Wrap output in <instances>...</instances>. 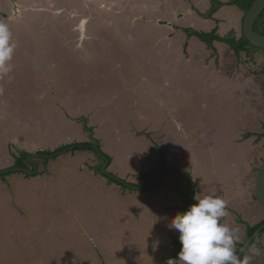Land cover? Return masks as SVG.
<instances>
[{"label": "rangeland", "instance_id": "obj_1", "mask_svg": "<svg viewBox=\"0 0 264 264\" xmlns=\"http://www.w3.org/2000/svg\"><path fill=\"white\" fill-rule=\"evenodd\" d=\"M189 2L0 0V100L8 109L0 170L23 148L35 154L82 139L85 116L112 156L105 171L119 182L158 160L157 146L168 166L188 172L207 228L199 243L228 253L245 234L235 218L253 225L264 217L249 173L264 151L245 137L264 129V75L237 63L227 46L214 43V51L182 32L218 24L220 34L239 31L238 8L204 18L206 1ZM53 157L46 166L35 157L36 172L45 171L31 178L0 176V264H169L173 240L184 241L179 216L163 225L166 201L175 203L176 193L189 200L181 175L137 193L108 185L93 152ZM199 253L177 263L227 264ZM245 254L247 264H264V236Z\"/></svg>", "mask_w": 264, "mask_h": 264}, {"label": "trees", "instance_id": "obj_2", "mask_svg": "<svg viewBox=\"0 0 264 264\" xmlns=\"http://www.w3.org/2000/svg\"><path fill=\"white\" fill-rule=\"evenodd\" d=\"M254 0H209L210 2V6L208 8V10L205 13H199V15L201 17L204 18H212L213 14L220 9V7H222L223 5H227V6H232V7H236L238 8L241 12H242V20H243V16L244 13L247 11V9L251 6L252 2ZM241 20V21H242ZM253 30L256 32H259L261 34H264V9L262 10L261 14L258 16V18L255 20V22L253 23ZM184 32L190 37V36H195L198 37L197 39H199L200 41H202L203 43H205L208 47H211V45H214V43H218L220 45L223 46H227L232 54L235 56L237 63H241L244 67H246L247 69H249V71L255 75H264V48H258L253 46L252 44H250L246 38L244 37L243 33H242V23L239 27V31L237 29L231 28L229 29L226 33L224 34H220L218 31V26L215 25L211 30L208 31H196L192 28H188V29H184ZM214 51H216V48L211 47ZM257 54L260 55V62H255V57L257 56ZM243 57V58H241ZM249 62V63H248ZM248 63V64H246ZM254 67H257L258 69H254ZM78 121L82 124V132L83 133V138L82 139H73L71 142H65L62 143L58 146H56L54 149L49 150V149H44V150H40V151H36L35 154H38L42 164L44 166H46L49 161L53 160L51 159L53 156L57 157L59 154L63 153V152H75V151H82V152H93L96 156H97V164L94 166L95 167V172L97 174H100V166L104 163V160L99 156V152L102 155H105L108 160L110 161V164L112 162V156H110L108 153L104 152L103 150H101V146L99 141L93 137L92 135V126L88 125V121L86 119L85 116L80 117L78 119ZM253 136L254 140L253 142L255 143H261V146L263 147V151H264V129L262 130V132H248L246 133L245 137L249 138ZM87 138V139H86ZM96 146L97 149L99 150V152L97 150H95L93 148V146ZM157 149L159 151V158L156 162V165L153 166L150 170L148 171H143V172H136L134 174H129L124 178H119L121 179L122 182H119L117 180H114L113 178H111L110 176H105L103 174H100L102 177H104L106 180H108L109 182L113 183H118L120 186H122V190H127L128 188L125 186L124 183H129L132 185H136V186H147V185H151L153 184L160 176V174L168 167V164L165 162V156H164V152L161 148H159V146H157ZM31 154V152H28L26 150H19L18 152H16L14 154V161L13 164L11 166L12 167H20V168H24V169H32L33 166L32 164L29 162L28 160V156ZM53 157V158H54ZM35 158V157H34ZM34 158H31V160L33 161ZM264 158V154L262 156L259 157V162L256 164V166L253 167V169L251 168V170L249 171L251 177H250V183H253L254 180V176L255 173L257 171V168L260 164V162L262 161V159ZM45 170L42 171H37L34 175H29L26 174L24 172H20L22 173L25 177L29 178L32 176H35L37 174H40L42 172H44ZM7 174V173H6ZM6 174H2L0 176H5ZM109 174L111 176H115L113 175L114 173H110ZM170 174H177V175H181L182 174L176 170H173L169 173H166L163 176V180H165L167 178V176H169ZM134 177V179L136 180L135 182H128L127 177ZM182 178L186 181V184L189 186V182L186 178H184L182 176ZM161 185V182L157 185V187H159ZM131 190V189H129ZM132 191V190H131ZM141 192V191H140ZM185 196H187V192L185 194ZM254 200L255 197L252 194ZM262 212H264L262 210ZM197 218L194 217L193 220L189 221V225H194V224H198V222L196 221ZM236 222L240 223V224H244L245 227V234L243 239L238 242L235 241L234 242V247H232L230 249V251L228 253H224L222 252L221 254H224L225 256H234L236 254L239 253V251L241 250L242 246L244 245V243L248 240V238H250V236H252V234L262 225L264 224V217L261 218L259 221H257L256 223H254L253 225H249L246 221H243L242 219H240L239 217L235 218ZM264 236V228L256 235V237L252 240V242L250 243V245L246 248V250L240 255V257L238 258L239 260L242 261L243 264H247L246 261V252L249 251V249L256 243V241L258 240L259 237ZM197 240V239H195ZM173 244H174V249H173V255L170 258L169 264H178V258L180 256V254L185 253L187 256H191V257H195L196 254H200L199 249L196 248V246H194L191 242H189L188 240H185L184 242L181 241H177V240H173ZM204 253V252H202ZM205 254V253H204ZM207 258L210 259H214L216 261L219 262H224V259L222 260L221 258H216L212 255L206 254ZM221 260V261H220ZM225 262H227V264H233L234 261L233 260H226Z\"/></svg>", "mask_w": 264, "mask_h": 264}, {"label": "water", "instance_id": "obj_3", "mask_svg": "<svg viewBox=\"0 0 264 264\" xmlns=\"http://www.w3.org/2000/svg\"><path fill=\"white\" fill-rule=\"evenodd\" d=\"M264 9V0H254L251 4V6L247 9V11L244 13L243 16V20H242V33L244 35V37L246 38V40L252 44L255 47L258 48H264V34H261L259 32H256L253 30V23L255 22V20L258 18V16L261 14L262 10ZM93 148L95 150H97L99 152V150L97 149V147L94 145ZM38 154H30L28 156V160L29 162L32 164L33 168L32 169H24V168H20V167H12L9 169H5V170H0V175L5 174V173H9V172H14V171H20V172H24L26 174L29 175H34L36 170H37V166L36 164L31 160V158L34 157H38ZM99 156L104 160V163L101 165L100 167V172L101 174L105 175V176H110L111 178H113L114 180L118 178L111 176L107 171H105L106 166L109 163L108 158L105 155H102L99 152ZM173 167H167L159 176V178L154 182V184L152 186H148L147 188H152L155 187L157 185L158 182L161 181L163 175L168 172L173 170ZM176 170H178L179 172H182L181 169L176 168ZM187 178H189L187 176ZM190 182H191V191L193 189V183L191 181V179L189 178ZM133 188H138V189H144L145 187H135V186H131ZM253 194L254 197L256 199L257 204L262 208V210L264 211V158L262 159V161L260 162L257 171L255 173L254 176V182H253ZM186 219V218H185ZM186 223V222H185ZM187 224V223H186ZM185 224V225H186ZM264 228V224H262L253 234L252 236H250V238H248V240L244 243V245L242 246L241 250L239 251L238 254L234 255V256H225L223 254L220 253H216V252H212L206 249H203L197 245L196 248L199 249L200 251L205 252V254H209L212 255L216 258H223L224 260H235L237 258L240 257V255L246 250V248L250 245V243L252 242V240L256 237V235ZM188 237V236H187ZM188 239L194 243V241L188 237Z\"/></svg>", "mask_w": 264, "mask_h": 264}, {"label": "clouds", "instance_id": "obj_4", "mask_svg": "<svg viewBox=\"0 0 264 264\" xmlns=\"http://www.w3.org/2000/svg\"><path fill=\"white\" fill-rule=\"evenodd\" d=\"M185 28H183V30H184ZM110 162V161H109ZM168 167H173L174 169L173 170H176V168H178V169H181V168H179V167H176V166H168ZM3 170H5V169H3ZM173 170H171V171H173ZM182 170V172H180L181 174H182V176L184 177V178H186L187 179V176L191 179V181H192V183H193V189H192V191H191V182H190V180L188 181L189 182V186H190V194H189V200L187 201L186 200V198H184L183 197V195H182V193L180 194V193H174L175 195H174V197H173V200L172 201H174L175 203H173V204H170V203H168V201H166V204H167V207H168V209H169V211H170V213H171V215H170V218L169 219H167L164 223H163V225H165V224H167V223H170L171 221H174L175 220V217L176 216H179V218H180V225H181V229H182V234H183V238H184V241L185 240H188L189 242H191L189 239H188V237H190L193 241H194V243H192L194 246L195 245H197V246H199V247H201V248H203V249H205L204 247H202L201 246V244L199 243V239H201L202 238V233H204V231L207 229V228H205V227H203V226H201L202 225V220H201V211H202V206L199 204V203H194V201H193V193H194V187H195V181L192 179V177H191V175L190 174H188V172H185L183 169H181ZM171 171H168V172H166V173H169V172H171ZM176 171H178V170H176ZM179 172V171H178ZM109 173V172H108ZM165 173V174H166ZM164 174V175H165ZM163 175V176H164ZM175 175H177V174H175ZM178 176V175H177ZM114 177H116V176H114ZM168 177V176H167ZM188 178V179H189ZM162 179H163V177H162ZM162 179H161V185H162V183L164 182V180L162 181ZM187 179V180H188ZM131 182V181H130ZM160 182H158L157 183V185L160 183ZM253 182H254V180H253ZM126 184H129V183H125V186H126ZM154 184V183H153ZM153 184H151V185H147V186H144V185H141V186H136V185H130V186H126L127 188H129V189H131L132 191H136V190H138L137 192H139V193H142V192H144V191H147V190H151V189H154V188H159V187H157V185L155 186V187H152V188H147L148 186H152ZM171 183H169L167 186H166V189H168L169 188V185H170ZM184 184V183H183ZM131 186H135V187H145L144 189H138V188H133V187H131ZM252 186H253V184H252ZM168 190H170V189H168ZM128 191V190H127ZM141 191V192H140ZM171 191V190H170ZM252 192H253V188H252ZM173 193V192H172ZM254 195V194H253ZM175 196H177V198H178V201L176 200V197ZM184 198V199H183ZM255 201H256V199H255ZM199 208V209H198ZM208 214V216L211 218V216H210V214L209 213H207ZM194 217L195 218H197V222H198V224H194V225H189V221L190 220H193L194 219ZM172 218V219H171ZM186 218V219H185ZM187 224H186V223ZM186 224V225H185ZM180 229V230H181ZM191 229H192V231H193V233L191 232ZM205 229V230H204ZM188 236V237H187ZM195 239H197V240H195ZM184 241H182V242H184ZM207 250V249H206ZM200 251V250H199ZM201 252H203V251H201ZM205 253V252H204ZM221 254V253H220Z\"/></svg>", "mask_w": 264, "mask_h": 264}, {"label": "crops", "instance_id": "obj_5", "mask_svg": "<svg viewBox=\"0 0 264 264\" xmlns=\"http://www.w3.org/2000/svg\"><path fill=\"white\" fill-rule=\"evenodd\" d=\"M192 2H189V5H190V7H191V5H194L195 6V4H194V2H193V0H191ZM204 1H206V4H207V8H209V6H210V2H208L209 0H204ZM223 7V6H222ZM232 7V6H231ZM159 8V7H158ZM221 8V7H220ZM190 9H192V8H190ZM207 11V10H206ZM205 11V12H206ZM61 12H63V11H61ZM202 13V12H201ZM157 17H160V16H157ZM66 19V18H65ZM134 20H136L135 18H134ZM133 20V21H134ZM219 28H220V25L218 24V31H219ZM186 29V28H185ZM175 30H177V29H175ZM174 30V31H175ZM210 30V29H209ZM181 31H182V29H181ZM182 32H184V31H182ZM185 33V32H184ZM173 35H177V36H179V37H181L178 33H173ZM185 35H187L186 33H185ZM185 35H184V37H181V38H186L185 37ZM189 37V36H188ZM190 37H192V38H194V36H190ZM0 105H3L4 106V111L0 114V120L1 119H3V120H5V119H7V117L5 116V114H7L6 113V111H8V109H7V103L6 104H4L3 103V100L1 99L0 100ZM3 116V117H2ZM6 124H8V123H6ZM14 127V126H13ZM3 130V129H2ZM17 131V130H16ZM58 136V135H57ZM56 136V137H57ZM57 139H58V141H61V138H58L57 137ZM62 140L64 141V139L62 138ZM0 143L1 144H3V141H0ZM59 142H57L55 145H57ZM65 143V142H64ZM0 144V145H1ZM2 147H3V145H2ZM22 150H24V148L22 149ZM3 151V150H2ZM1 151V147H0V152H2ZM74 153V152H73ZM82 154V155H85V157L87 156V153L88 152H82V151H75V155H77V154ZM156 162H157V160L148 168V169H145V170H142V171H148V170H150L153 166H155L156 165ZM3 170V169H2ZM138 172V171H137ZM141 172V171H140ZM114 173V172H113ZM131 175V174H130ZM24 178H25V176H24ZM27 178V177H26ZM29 178H31V177H29ZM95 178V177H94ZM28 179V178H27ZM95 181H97L99 184H100V186L102 187V185H101V183L97 180V178H95ZM112 183L110 182V183H108V185H111ZM106 184L104 183V186H105ZM138 190H136V192H137ZM138 193V192H137ZM140 196H142L141 194H140ZM144 196V195H143ZM176 197V200L178 201V198H177V196H175Z\"/></svg>", "mask_w": 264, "mask_h": 264}, {"label": "bare ground", "instance_id": "obj_6", "mask_svg": "<svg viewBox=\"0 0 264 264\" xmlns=\"http://www.w3.org/2000/svg\"><path fill=\"white\" fill-rule=\"evenodd\" d=\"M83 26V24L82 25H80V28Z\"/></svg>", "mask_w": 264, "mask_h": 264}, {"label": "flooded vegetation", "instance_id": "obj_7", "mask_svg": "<svg viewBox=\"0 0 264 264\" xmlns=\"http://www.w3.org/2000/svg\"><path fill=\"white\" fill-rule=\"evenodd\" d=\"M184 31V30H183ZM188 36V35H187Z\"/></svg>", "mask_w": 264, "mask_h": 264}]
</instances>
